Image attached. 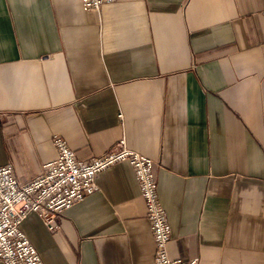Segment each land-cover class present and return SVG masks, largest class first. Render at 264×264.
<instances>
[{
  "label": "crops",
  "instance_id": "obj_1",
  "mask_svg": "<svg viewBox=\"0 0 264 264\" xmlns=\"http://www.w3.org/2000/svg\"><path fill=\"white\" fill-rule=\"evenodd\" d=\"M54 136L153 160L171 258L264 264V0H0V167L35 178ZM97 183L55 233L23 222L44 264H155L133 167Z\"/></svg>",
  "mask_w": 264,
  "mask_h": 264
},
{
  "label": "built area",
  "instance_id": "obj_2",
  "mask_svg": "<svg viewBox=\"0 0 264 264\" xmlns=\"http://www.w3.org/2000/svg\"><path fill=\"white\" fill-rule=\"evenodd\" d=\"M116 0H82L86 11L99 12ZM122 118V115L120 116ZM58 156L44 165L35 178L22 182L11 164L0 167V262L44 264L37 249L22 231L23 222L36 214L51 233L57 220L84 198L99 191L98 176L119 163H129L141 187L147 219L155 240V264H199V259H173L169 255L172 231L160 201L154 162L130 149L123 139L106 154L81 161L60 136L53 137Z\"/></svg>",
  "mask_w": 264,
  "mask_h": 264
}]
</instances>
